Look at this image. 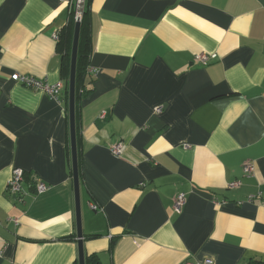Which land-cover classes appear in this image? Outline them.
Here are the masks:
<instances>
[{"label":"crops","instance_id":"crops-1","mask_svg":"<svg viewBox=\"0 0 264 264\" xmlns=\"http://www.w3.org/2000/svg\"><path fill=\"white\" fill-rule=\"evenodd\" d=\"M75 10L0 0V264H79L69 101L12 79L66 85ZM88 12L96 76L76 116L85 255L264 264V0H91Z\"/></svg>","mask_w":264,"mask_h":264},{"label":"built area","instance_id":"built-area-1","mask_svg":"<svg viewBox=\"0 0 264 264\" xmlns=\"http://www.w3.org/2000/svg\"><path fill=\"white\" fill-rule=\"evenodd\" d=\"M69 5H74V0H64ZM57 38V35L55 36ZM196 61L201 63H206L209 60V56L207 54H199L195 58ZM88 74L90 76H96V70L89 66L88 67ZM12 79L16 82L22 83L24 86L36 90L43 91L48 96L52 97L53 99L57 101H61V98L63 96L64 90H65V82L60 81L56 84H50L47 81L37 79L34 76H28V75H20V74H14L12 76ZM158 113H161L163 111L162 107H159L156 109ZM103 118L105 115L102 116ZM125 145L122 143H118L115 146H112L110 148V151L115 156H121L124 153ZM244 174L246 176H252L255 174V166L252 164H247L244 167ZM26 181V173L23 169H14L12 177L10 181L8 182L7 189L10 191L11 194L14 196L22 195L24 193L23 185ZM35 189L37 193H45L48 190V187L38 178L33 179ZM240 185L239 182H234L231 184L232 188H237ZM255 198V196H250L249 201H252ZM187 204V197L183 193H179L174 197L173 202V209L176 213H182L185 206ZM92 209L97 210L98 206L95 204H92ZM207 264L212 263L211 260H206ZM189 264V263H187Z\"/></svg>","mask_w":264,"mask_h":264},{"label":"water","instance_id":"water-1","mask_svg":"<svg viewBox=\"0 0 264 264\" xmlns=\"http://www.w3.org/2000/svg\"><path fill=\"white\" fill-rule=\"evenodd\" d=\"M86 0H76V23L73 38L72 54H71V69L69 79V114H70V133L72 145V160H73V183L76 205L77 217V237L79 246V264H85V250H84V235L82 232V219H81V203H80V176H79V162H78V149H77V134H76V72H77V59L80 40V30L82 18L85 11Z\"/></svg>","mask_w":264,"mask_h":264},{"label":"trees","instance_id":"trees-1","mask_svg":"<svg viewBox=\"0 0 264 264\" xmlns=\"http://www.w3.org/2000/svg\"><path fill=\"white\" fill-rule=\"evenodd\" d=\"M91 0H86L85 11L82 18L81 30H80V40L78 49V59H77V72H76V116H77V102L80 97L86 96L88 91L85 86V78L88 74V67L90 66V56L92 52V36L90 29V16L88 12V4ZM74 31L71 30L69 34V39L67 43V59L65 62V75H66V86L61 98V101L68 103L69 101V77H70V64H71V53L73 46ZM94 79V76H90ZM32 179V178H31ZM33 181V179H32ZM85 264H103L97 254L85 255Z\"/></svg>","mask_w":264,"mask_h":264}]
</instances>
